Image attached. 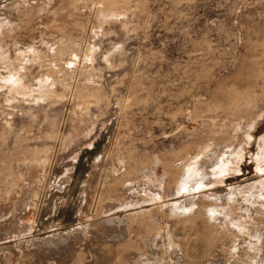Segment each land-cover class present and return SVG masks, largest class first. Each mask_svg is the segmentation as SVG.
Here are the masks:
<instances>
[{"label": "rangeland", "instance_id": "rangeland-1", "mask_svg": "<svg viewBox=\"0 0 264 264\" xmlns=\"http://www.w3.org/2000/svg\"><path fill=\"white\" fill-rule=\"evenodd\" d=\"M0 264H264V0H0Z\"/></svg>", "mask_w": 264, "mask_h": 264}, {"label": "bare ground", "instance_id": "bare-ground-1", "mask_svg": "<svg viewBox=\"0 0 264 264\" xmlns=\"http://www.w3.org/2000/svg\"><path fill=\"white\" fill-rule=\"evenodd\" d=\"M222 152H224V151H222ZM220 153V152H219ZM221 154V153H220ZM218 156V155H217ZM219 156H221V155H219ZM202 157V156H201ZM214 158V157H213ZM197 161V160H196ZM199 165V164H198Z\"/></svg>", "mask_w": 264, "mask_h": 264}]
</instances>
